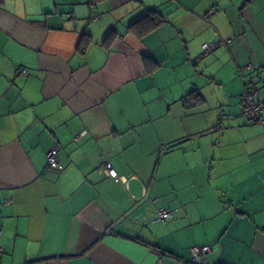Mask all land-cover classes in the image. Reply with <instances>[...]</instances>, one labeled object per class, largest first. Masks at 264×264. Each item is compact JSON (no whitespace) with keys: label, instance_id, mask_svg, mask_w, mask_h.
Listing matches in <instances>:
<instances>
[{"label":"crops","instance_id":"obj_1","mask_svg":"<svg viewBox=\"0 0 264 264\" xmlns=\"http://www.w3.org/2000/svg\"><path fill=\"white\" fill-rule=\"evenodd\" d=\"M245 87L264 0H0V264H264Z\"/></svg>","mask_w":264,"mask_h":264},{"label":"built area","instance_id":"obj_2","mask_svg":"<svg viewBox=\"0 0 264 264\" xmlns=\"http://www.w3.org/2000/svg\"><path fill=\"white\" fill-rule=\"evenodd\" d=\"M215 10L210 11V15L214 14ZM216 43L204 44L202 45V50L204 53H210L215 47ZM250 66L241 68L240 73L243 75V72L249 70ZM21 75H26V71L22 70ZM241 115L251 122L256 124H264L262 121V112H264V99L258 98V93L254 90L248 89L245 87L241 98ZM46 163L49 169L53 171H59L61 169L60 161L58 159V154L56 149H50L45 154ZM103 171L109 178L119 179L117 173L114 169L110 167L108 163L103 164ZM173 216V213L169 210L160 209L155 214V219L157 221H165L170 219ZM1 235V231H0ZM190 251V262L192 264H208L207 256L211 253V247L209 245L202 246H191ZM3 253V248L0 246V258Z\"/></svg>","mask_w":264,"mask_h":264},{"label":"trees","instance_id":"obj_3","mask_svg":"<svg viewBox=\"0 0 264 264\" xmlns=\"http://www.w3.org/2000/svg\"><path fill=\"white\" fill-rule=\"evenodd\" d=\"M87 43H88V40H87L86 38H84V39L82 40L81 45L79 46V49H78V51H79L81 54H83V53L85 52V49H86V47H87ZM241 95H242V94H241ZM240 98H241V96H240ZM190 99H191V98L188 96V97H185V98L183 99V101H184V102H188Z\"/></svg>","mask_w":264,"mask_h":264}]
</instances>
